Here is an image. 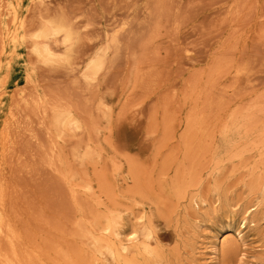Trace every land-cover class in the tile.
<instances>
[{"label": "rangeland", "instance_id": "1", "mask_svg": "<svg viewBox=\"0 0 264 264\" xmlns=\"http://www.w3.org/2000/svg\"><path fill=\"white\" fill-rule=\"evenodd\" d=\"M0 197L33 264H264V0H0Z\"/></svg>", "mask_w": 264, "mask_h": 264}, {"label": "bare ground", "instance_id": "2", "mask_svg": "<svg viewBox=\"0 0 264 264\" xmlns=\"http://www.w3.org/2000/svg\"><path fill=\"white\" fill-rule=\"evenodd\" d=\"M19 1V0H18ZM7 4H9V3H7ZM9 6V5H8ZM12 10H13V8H12ZM11 11V10H10ZM13 11H15V10H13ZM3 12V11H2ZM13 13V12H12ZM3 15V14H2ZM15 16H16V14H15ZM12 19H14V18H12ZM11 19V21H12V23L16 20V19H14V21ZM8 21H10V20H8ZM9 23V22H8ZM11 23V24H12ZM15 23V22H14ZM19 23V22H18ZM7 24V23H6ZM9 25V24H8ZM7 26V25H6ZM5 26V27H6ZM10 26V25H9ZM9 26H7L8 28H10ZM53 26H51L50 28H52ZM7 29V28H6ZM45 29V28H44ZM48 29V28H47ZM51 30V29H50ZM49 30V34L50 33H55V32H51ZM53 31H54V29H52ZM57 30H59L58 28H57ZM63 30V29H62ZM69 30V29H68ZM16 31V30H15ZM7 33H8V29H7V31H6ZM25 32V31H24ZM45 32V31H44ZM57 32V31H56ZM66 32V31H65ZM14 33V32H13ZM39 33V32H38ZM41 33V32H40ZM43 33V32H42ZM61 33H62V31H61ZM67 33H69V32H67ZM66 33V34H67ZM56 34H60V32H58V33H56ZM14 35V37H15V34H13ZM38 35V34H37ZM36 35V36H37ZM42 35V34H41ZM44 35H45V33H44ZM7 36V35H6ZM35 36V35H34ZM39 36V35H38ZM51 36H53V35H51ZM50 36H48V37H46L47 38V40H49L50 38H49ZM61 37V36H60ZM63 37H64V34H63ZM35 38V37H34ZM39 39H40V37H38ZM43 38V37H42ZM41 38V40H45V38H43L42 39ZM49 38V39H48ZM66 38V37H65ZM71 38V37H70ZM12 38H10V40H11ZM23 39V38H22ZM36 39V38H35ZM19 40H21V39H19ZM38 40V39H37ZM64 40V39H63ZM66 40V39H65ZM16 41V40H15ZM40 41V40H39ZM42 42V41H41ZM67 43H68V41H67ZM66 43V44H67ZM42 45V44H41ZM37 46V45H36ZM36 46H35V49H36ZM38 47V46H37ZM40 47V46H39ZM42 48V47H41ZM43 48H44V46H43ZM45 50L46 49H48L49 50V53H50V49L49 48H44ZM39 50V49H38ZM41 50V49H40ZM37 51V50H36ZM42 51H43V49H42ZM40 53V52H39ZM35 54H36V52H35ZM52 54V53H51ZM51 54H49V55H51ZM45 55V54H44ZM46 57H48V55L46 54ZM46 57H45V59H46ZM43 58V57H42ZM94 62H95V60H94ZM98 62H99V60H98ZM97 63V62H96ZM90 64V63H89ZM95 64V63H94ZM94 64H91L92 66L91 67H93V68H95L94 70L95 71H97L96 70V68H98L97 66H96V64L94 65ZM100 63H98V65H99ZM95 67H94V66ZM101 66V65H100ZM91 71V70H90ZM95 71H94V73H95ZM94 73H93V75H94ZM97 73V72H96ZM91 74V73H90ZM41 110V109H40ZM41 113V112H40ZM42 116V115H41ZM57 119H59V118H57ZM41 121V120H40ZM63 121H64V119H63ZM68 120H66L65 122L67 123V124H70L71 123V120H69L70 122L68 123L67 122ZM45 122V121H44ZM63 125V124H62ZM71 125V124H70ZM48 126V125H47ZM64 126V125H63ZM67 126V125H66ZM66 128V127H65ZM246 132V131H245ZM50 135V134H49ZM262 142H260V144H261ZM257 145V144H256ZM47 154L49 155V153L47 152ZM46 156V155H45ZM58 157V156H57ZM45 159H48V158H45ZM50 161V160H49ZM57 161V160H56ZM46 162V161H45ZM48 164V163H47ZM51 164V163H50ZM254 173V172H253ZM182 184H183V182H182ZM183 186V185H182ZM177 187V186H176ZM185 187V186H184ZM181 190L182 189H180V192H181ZM182 193V192H181ZM186 195V194H185ZM181 196V195H180ZM0 199H1V197H0ZM0 204H2V202L0 203ZM254 205H255V203H254ZM253 205V206H254ZM253 206H252V208H253ZM256 206V205H255ZM4 208V207H3ZM4 210V209H3ZM251 210H253V209H251ZM250 210V211H251ZM2 211V210H1ZM249 211V212H250ZM3 212V211H2ZM2 212H0L1 214H2ZM4 213V212H3ZM5 216V215H4ZM6 216H7V214H6ZM247 216V215H246ZM1 217V216H0ZM8 217V216H7ZM2 218V217H1ZM5 220H6V218H5ZM5 220H4V222H5ZM107 220V219H106ZM246 219H244V221H245ZM249 221V220H248ZM253 221V220H252ZM7 222H9V220L7 221ZM11 222V221H10ZM112 222V221H111ZM6 223V222H5ZM4 223V225H6ZM148 223V222H147ZM250 224H252L251 222H249ZM12 224V223H11ZM10 224V225H11ZM3 223L2 222H0V235L1 234H3ZM8 225H9V223H8ZM17 225V224H16ZM245 225V223H242L241 224V227H245L244 226ZM103 226V225H102ZM252 226V225H251ZM5 227V226H4ZM8 227V226H7ZM9 228V227H8ZM10 228H12L13 230H11V231H15L14 230V228L15 227H11L10 226ZM9 228V229H10ZM246 228V227H245ZM7 229H6V227H5V231H6ZM8 231V230H7ZM153 232V231H152ZM7 233V232H6ZM8 233H9V231H8ZM232 233V232H231ZM10 234V233H9ZM9 234H5L4 233V235H6L7 237H8V235ZM16 234V233H15ZM4 235H1V237H4ZM10 235H12V232H11V234ZM17 235V234H16ZM24 235V234H23ZM148 235V234H147ZM235 235H236V237H235V239H238V240H243V234H242V232L241 231H236L235 232ZM19 236V235H18ZM231 236V234H229V233H226V235L224 236V237H221L222 239L218 242L220 245L222 244V243H224V242H226V240L229 238ZM13 237V236H12ZM19 238V237H18ZM138 238V237H137ZM231 239V238H230ZM218 240V239H217ZM229 240V239H228ZM22 241V240H21ZM25 241V240H24ZM32 241H34V240H32ZM36 241V240H35ZM216 241V240H215ZM236 241V240H235ZM20 242V241H19ZM40 242V241H39ZM237 242V241H236ZM34 243V242H33ZM226 243H228V241L226 242ZM226 243L224 244V246H228V245H226ZM37 244V243H36ZM40 244H42V243H40ZM218 244V246H220ZM239 244V243H238ZM241 244V243H240ZM25 245V244H24ZM45 245V243L43 244V246L42 247H45V248H47V246H44ZM47 245V244H46ZM223 245V244H222ZM221 245V246H222ZM4 246H6V247H4ZM29 246V245H28ZM34 246V245H33ZM30 247V246H29ZM41 247V248H42ZM223 247V246H222ZM233 247V246H232ZM44 248V249H45ZM226 248V247H225ZM230 248V247H229ZM229 248L227 247L226 249H228L227 250V252L226 253H228V251H229ZM18 249H19V244L15 241V239H11V238H7L5 241H3L2 239L0 240V264H33V261H34V256L35 255H33V249L31 250L32 252H30L29 250L28 251H21V252H18ZM125 249V248H124ZM221 249V248H220ZM22 250V249H21ZM41 250V249H40ZM48 250V249H47ZM215 250V249H214ZM233 250H234V247H233ZM36 251V250H35ZM145 251H146V249H145ZM226 251V250H225ZM50 252V251H49ZM217 251H215V253H216ZM222 252H224L223 250H222ZM230 253H231V251H229ZM151 253V252H150ZM219 253H220V251H219ZM218 253V254H219ZM39 254V253H38ZM47 254V253H46ZM145 254V253H144ZM148 254H149V252H148ZM41 255V254H40ZM43 255V254H42ZM147 255V254H146ZM151 255V254H150ZM46 256V255H45ZM217 256V255H216ZM38 256H36L35 258H37ZM41 257H43V256H41ZM48 256H46V258H47ZM148 257V256H147ZM44 258V257H43ZM39 259V258H38ZM40 260V259H39ZM52 261V260H51Z\"/></svg>", "mask_w": 264, "mask_h": 264}]
</instances>
